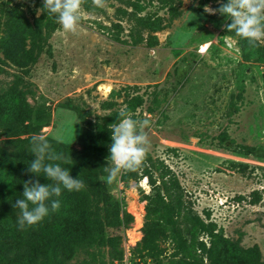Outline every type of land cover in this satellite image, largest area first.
<instances>
[{
	"label": "rangeland",
	"instance_id": "374dc122",
	"mask_svg": "<svg viewBox=\"0 0 264 264\" xmlns=\"http://www.w3.org/2000/svg\"><path fill=\"white\" fill-rule=\"evenodd\" d=\"M226 2L106 0L97 8L86 0L69 33L44 0H0V95L22 91L49 112L34 135L76 149L87 122L111 131L121 112L147 119L148 153L173 171L193 211L264 261V44L249 45L224 28L231 20L204 11ZM107 175L99 181L132 216L123 231L106 227L121 234L125 254L145 220L137 188L149 186L123 173L108 184ZM161 246L146 264H165L170 244Z\"/></svg>",
	"mask_w": 264,
	"mask_h": 264
},
{
	"label": "trees",
	"instance_id": "16d2710c",
	"mask_svg": "<svg viewBox=\"0 0 264 264\" xmlns=\"http://www.w3.org/2000/svg\"><path fill=\"white\" fill-rule=\"evenodd\" d=\"M48 118V111L31 107L16 88L10 95H0V135L7 137L0 144V264L120 263L122 236L108 232L106 227L123 231L132 216L111 199L99 181V176L108 174L104 169L109 167L112 139L109 128L98 122H87L80 130L79 149L45 136L55 152L70 161L52 163H60L85 186L80 191L62 187L61 195L54 197L60 201L58 211H50L37 225L23 230L18 226L20 210L13 205L24 198V181L53 183L43 173L37 177L27 171L28 164L35 159L29 150L32 135ZM123 177L140 183L146 180L149 186L147 193L137 188L139 199L144 201L145 220L140 238L137 230L129 235L132 241L139 238L129 251L132 264H146L159 258L164 252L161 243L166 242L170 252L165 264H204L203 260L205 264H264L258 261L256 248L233 246L227 237L214 231L212 221L205 220L207 212L203 219L193 211L183 198L175 174L161 159L148 153L138 170L125 172ZM201 236L207 237V244Z\"/></svg>",
	"mask_w": 264,
	"mask_h": 264
},
{
	"label": "clouds",
	"instance_id": "9594fccd",
	"mask_svg": "<svg viewBox=\"0 0 264 264\" xmlns=\"http://www.w3.org/2000/svg\"><path fill=\"white\" fill-rule=\"evenodd\" d=\"M85 2L86 0H44L42 9L55 15L63 30L76 33ZM92 3L97 8H103L106 0H92ZM204 11L209 14L218 13L231 20L224 28L228 33L234 31L237 36L247 40L249 45L264 44V0H227L226 3H220L218 8L205 5ZM226 43L229 47L233 46L230 41ZM120 116V122L110 127L112 143L108 160L111 166L104 169L108 173V184L116 181L122 173L138 170L151 146L148 132L150 123L147 119L138 121L125 112H121ZM29 150L35 159L28 164L27 171L37 177L43 173L53 183L41 184L39 179L24 181V198L17 199L13 205L20 210L17 223L21 230L26 226L37 225L50 211L59 210L60 201L54 197L61 195L62 187L68 191H80L85 186L82 180L73 178L69 170L60 163H52L70 161L62 153L55 152L44 135H33Z\"/></svg>",
	"mask_w": 264,
	"mask_h": 264
},
{
	"label": "built area",
	"instance_id": "2783aa9c",
	"mask_svg": "<svg viewBox=\"0 0 264 264\" xmlns=\"http://www.w3.org/2000/svg\"><path fill=\"white\" fill-rule=\"evenodd\" d=\"M125 254H123V258H122V261L121 262H123V264H129V262H130V252L128 251V248L125 250ZM135 260H137V259H135ZM112 264H118V263H116V262H113Z\"/></svg>",
	"mask_w": 264,
	"mask_h": 264
},
{
	"label": "bare ground",
	"instance_id": "6f19581e",
	"mask_svg": "<svg viewBox=\"0 0 264 264\" xmlns=\"http://www.w3.org/2000/svg\"><path fill=\"white\" fill-rule=\"evenodd\" d=\"M205 44H206V43H205ZM205 44H204V45H205ZM201 47H202V48H205V46H203V45H202ZM142 184H143V185H146L144 182H142Z\"/></svg>",
	"mask_w": 264,
	"mask_h": 264
}]
</instances>
